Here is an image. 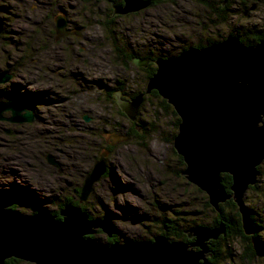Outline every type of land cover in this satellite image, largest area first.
<instances>
[{"label": "rangeland", "instance_id": "374dc122", "mask_svg": "<svg viewBox=\"0 0 264 264\" xmlns=\"http://www.w3.org/2000/svg\"><path fill=\"white\" fill-rule=\"evenodd\" d=\"M218 1L207 0L209 8L198 0L166 2L109 25L111 6L103 0H0L6 32L0 36V70L12 76L9 84L0 86L3 99H28L25 105L35 117L31 124H0V191L35 200L42 210L55 214L58 205L76 197L74 190L81 189L102 155L109 174L79 207L94 218L110 215L119 242L149 241L159 233L155 221L164 213L176 217L178 211L186 214L188 224H208L214 214L205 206L207 195L180 175L185 167L170 142L175 118L160 108L159 99L144 102L139 136L112 151L106 143L113 134L126 135L130 123L119 113L116 94L131 98L145 88V73L135 65L124 68L113 42L131 45L144 55L156 45L167 51L204 44L205 36L220 40L243 28L264 29V1L254 6L248 2L245 9L240 0L228 11L229 19L213 27L211 19L217 15L211 7ZM61 14L82 28L81 37L56 40L54 19ZM176 36L183 40L175 41ZM47 155L63 164V173L49 166ZM258 178V190H248L243 201L263 227L264 237V175ZM44 198L55 202L47 204ZM15 209L34 214L25 206ZM96 234L106 242V234ZM231 243L239 256L243 244L239 238ZM226 264L246 263L239 256ZM252 264H264V259Z\"/></svg>", "mask_w": 264, "mask_h": 264}, {"label": "water", "instance_id": "95a60500", "mask_svg": "<svg viewBox=\"0 0 264 264\" xmlns=\"http://www.w3.org/2000/svg\"><path fill=\"white\" fill-rule=\"evenodd\" d=\"M228 1L223 0L222 6ZM150 6V0H123L122 5L113 3L112 9L114 16H125ZM54 22L56 40L71 35L63 16ZM3 31L0 17V36ZM74 35L81 37V30ZM136 63L147 67L150 60ZM154 64L157 69L145 92L128 101L118 100L120 110L135 122L145 97L157 92L180 119L173 140L174 151L185 165L180 175L207 195L217 213L221 204L233 200L244 234L252 236L254 224L243 199L257 184L258 167L264 162V42L246 46L237 36L229 35L204 48L191 47L176 56L158 58ZM11 79L8 72L0 70V85ZM0 121L21 125L33 123L35 117L21 102L0 100ZM111 137L110 146L130 138ZM46 160L61 168L53 155H47ZM107 172L101 155L81 188L80 204ZM223 174L232 177L230 193L222 186ZM17 206H22L20 197L0 191V264L9 259L30 264H210V242L226 234L222 225L195 226L186 231L190 243L169 241L164 236L104 243L92 236L98 231L107 239L119 234L110 215L91 219L82 208L66 204L58 219L41 208L23 215L14 210Z\"/></svg>", "mask_w": 264, "mask_h": 264}, {"label": "trees", "instance_id": "16d2710c", "mask_svg": "<svg viewBox=\"0 0 264 264\" xmlns=\"http://www.w3.org/2000/svg\"><path fill=\"white\" fill-rule=\"evenodd\" d=\"M106 1L108 2L110 6L112 2L119 4L116 0H106ZM240 1L245 9H249L247 5L248 2L252 1V4L254 6V5H258L260 2L264 0H240ZM166 2L167 1H164V0H152V6L156 7ZM169 2L172 3V0ZM198 2L200 4L203 3L202 5L207 6L208 8L210 6V3H208L207 0H198ZM222 2L223 0H219L218 1L219 5L217 7H214V8L211 7V9H213L214 14L217 15V17L215 16L216 21L215 19L214 20L211 19L212 20L211 25L213 27H216L218 24H221L222 21H226L227 19H229V16L227 15L228 11L232 8L236 0H229L228 3L224 7L222 6ZM211 5H214V3H211ZM110 11L113 14L112 7ZM116 19L118 18L117 17L109 18L106 24L111 25ZM4 33L6 32L4 31ZM233 35L237 36L240 39L241 43L245 44L246 46H254L258 44L259 42H264V29L254 28V29L246 30L243 28V30L241 29V31H238ZM219 37L221 36L219 35ZM223 39L225 38H222L221 40L209 38L207 39L209 40L207 45H202L203 44L202 43L201 45H198L197 48H202L205 46H209L213 43L221 42ZM113 49H114L113 50L114 53H116V55L123 62L124 68L126 69L129 68L130 64L133 63L134 54L132 53V51L130 52V50H128L129 48L126 47L124 44L123 46H120L118 42H113ZM158 49H159V52L162 54L160 56H164L166 54H167L166 56L168 57L172 56V53L162 48H158ZM184 50L186 49L183 48L182 51ZM155 72H156L155 67L149 69V71L147 72L145 83L150 79L151 76L154 75ZM3 95L4 93L0 92V100H4ZM151 98H154L157 100L159 99L160 108L165 112L171 113L173 117L175 118L172 124V139L171 140L169 139L170 142L173 143V139L178 132V126L180 123V119L176 115L173 108L165 100H163L158 95L157 92H152L150 95V99ZM111 99H112V103H114L115 102L114 98H111ZM22 102L26 105H29L28 99H22ZM119 113L120 115L124 116L120 110H119ZM135 136L136 137L139 136L138 132L133 133V137ZM108 150L112 151L113 148L110 147L108 148ZM178 159L180 160L182 166L185 167L182 158L178 156ZM258 170H259V176H263L264 175V162L262 163V165L258 167ZM108 174L109 173L107 172L106 175ZM221 180H222L223 188L226 189L228 193H230V188L232 186V177L228 174H223L221 176ZM259 181H260V178H258L257 182L259 183ZM256 190H258L257 184L254 187L249 188V191L251 192H255ZM205 199H206V204H205L206 208L214 214L213 219L209 221L208 224H198L197 222L195 223L194 221L188 224V220L183 218V216L186 214L178 213V211L174 212L176 217H168V215L166 216V213H164V215H160L155 221V224L158 227L159 233L156 234L154 237L164 236L169 241L190 243L192 242V240L188 239V235L186 231L192 228L191 225H193L194 227L198 226V227H208V228H215V227H219L222 225L226 228V234L224 236H221L217 241L210 242V251H211L210 264L234 263L236 261V258L239 256L241 258V261L246 264H252L255 260L264 259V237L261 234L263 231V227L258 225V222L255 220L253 210L250 209L249 212L251 215V220H253L252 221L253 224L255 223L254 224L255 233L252 236H246L242 230L241 217L239 214L238 207L232 200L227 201L226 203L220 205V213H217L210 206L207 196L205 197ZM66 204H73L74 206H77V207L80 206V203L78 200H71V199L65 200L62 207H64V205ZM82 210L87 212V210L84 207L82 208ZM59 212L53 214V215H56L58 219H60ZM90 218L95 219L92 216H90ZM181 222H184L187 225L186 226L184 225L185 226L184 227L181 225ZM154 237L147 239V240L150 241ZM92 238L94 239L95 236H92ZM238 238H239V241L243 244V248L241 250V253H239V256L237 252L236 253L234 252L235 250L233 249L232 247L233 244L231 243L234 239H238ZM107 240H106L107 243H113V242L118 241L116 236H114L112 239H107ZM134 240L140 241L144 239L137 238ZM22 263H23L22 261H19L16 259H9L5 262V264H22Z\"/></svg>", "mask_w": 264, "mask_h": 264}, {"label": "flooded vegetation", "instance_id": "af4514ba", "mask_svg": "<svg viewBox=\"0 0 264 264\" xmlns=\"http://www.w3.org/2000/svg\"><path fill=\"white\" fill-rule=\"evenodd\" d=\"M103 1H105L106 3H108L106 0H103ZM119 4H116L115 2H112L111 3V7H112V4L114 3L115 5H122L123 4V0H116ZM151 1V7H153L152 6V0H150ZM169 1H171V0H169ZM169 1H167V2H169ZM174 1H176V0H172V2H174ZM57 2L59 3V0H57ZM52 3V2H51ZM170 3V2H169ZM141 13V12H140ZM140 13H137V14H129V15H125V16H114L113 14H112V16L110 17V18H119V19H121V18H129V17H132V16H137L138 14H140ZM58 16H60V15H58ZM61 16H63L64 18H65V20H66V22H67V31L71 34L70 36H67V37H64V38H72V37H76V38H79V37H77L76 35H74L75 33H76V31H78V30H81V32H82V28H78V27H76L75 25H74V22L68 17V16H66L65 14H61ZM54 21H55V19H54ZM54 25H55V22H54ZM3 33H4V31H3ZM2 33V34H3ZM55 34H56V31H55ZM181 35H183V34H181ZM185 35V34H184ZM182 36V37H186V36ZM231 35H233V34H231ZM56 36H57V34H56ZM182 37H178V36H176V37H174V40L175 41H177V42H180L181 40H183L182 39ZM173 38V37H172ZM57 39V38H56ZM61 39H63V38H61ZM61 39H59V40H61ZM218 40V39H217ZM221 40V39H220ZM224 40V39H223ZM222 40V41H223ZM204 41H205V43L204 44H202V45H207V43H208V41L209 40H207V38H206V36L204 37ZM130 45V44H129ZM199 45H201V44H199ZM126 46V45H125ZM157 47L155 48V46H154V48L152 49V51H149V52H147L146 54H144V55H140V54H138L137 52H135V50H133V46H128V50H130V52L132 51V53L134 54V56H133V63L132 64H130V66L131 65H135V66H137V68L138 69H140L141 71H143L144 73H145V81H146V77H147V72L149 71V69L150 68H156V65L154 64V61L156 60V59H158V58H161V57H168V56H166V55H164V56H160V55H162L160 52H159V49H158V45H156ZM197 46L198 45H185V46H181V47H176V48H173L172 49V47H170L169 48V50H167L168 52H170V53H172V50H174L177 54H175V55H173V56H176V55H178L180 52H182V49L183 48H185V49H188V48H191V47H196L197 48ZM127 47V46H126ZM206 47V46H205ZM202 48H204V47H202ZM173 54V53H172ZM146 60H150V63H148V65H147V67H140V66H138L137 65V63L136 62H138V61H146ZM157 69V68H156ZM6 72H8L7 70H6ZM148 82V81H147ZM147 82L145 83L144 82V84H145V88H143V90L141 91V92H137V93H135L131 98H129V97H125V96H123V95H121V94H119V93H117L116 94V101H118V100H124V101H128V100H130V99H132V98H134L135 96H137V95H139V94H141V93H143V92H145V89H146V85H147ZM7 84H9V83H6V84H1L0 86H4V85H7ZM0 92L2 93L3 92V89H1L0 88ZM151 95V94H150ZM150 95H148V96H146L145 97V100H144V102L150 97ZM21 101H19V102H21V103H23L22 102V99H20ZM10 101H12V100H10ZM24 104V103H23ZM143 106V105H142ZM118 108H119V106H118ZM141 109H142V107H141ZM140 109V110H141ZM119 110H120V108H119ZM121 111V110H120ZM121 113L124 115V117L125 118H127V116L121 111ZM139 114H140V111H139V113H138V115H137V118H136V120H135V122H130L129 123V127H128V132H127V136H129V137H133V133L134 132H137V131H139L141 128H140V126L137 124L138 123V116H139ZM90 119V118H89ZM128 119V118H127ZM129 120V119H128ZM90 121H91V119H90ZM89 121V122H90ZM87 122V121H86ZM2 123H4L3 121H0V124H2ZM34 123V122H33ZM29 124H31V123H29ZM122 135V134H121ZM124 135V134H123ZM106 145H107V149L108 148H113V147H115V146H110L109 144H107L106 143ZM117 146V145H116ZM57 159V158H56ZM58 160V159H57ZM58 162L60 163V165H61V168L60 169H57L58 170V173H63V164L58 160ZM50 166V165H49ZM50 167H52V166H50ZM52 168H54V167H52ZM29 179H30V177H28V178H26L25 180H27V181H29ZM98 183V182H97ZM96 183V184H97ZM16 188V187H15ZM82 188V187H81ZM75 191V193H76V197H73L71 200H77L76 198H79L80 197V192H81V189L79 190V188H77V189H75L74 190ZM19 196V195H18ZM90 196H91V194L89 195V197L87 198V200L86 201H84L83 203H82V205L84 206L87 202H88V200H89V198H90ZM20 197V199H22V206H25L26 208H30L31 210H32V212L35 210V209H38V208H40V207H42L37 201H35V200H29V199H27V198H22L21 196H19ZM52 197V196H51ZM45 199V202L47 203V204H50V203H52V202H55L54 201V199H52V198H44ZM66 200H68V199H66ZM63 204H61V205H58L57 206V212H59L63 207ZM65 206V205H64ZM62 207V208H61ZM14 208H16V207H14ZM86 209V208H85ZM55 212V211H54ZM87 213L89 214V212L87 211Z\"/></svg>", "mask_w": 264, "mask_h": 264}, {"label": "bare ground", "instance_id": "6f19581e", "mask_svg": "<svg viewBox=\"0 0 264 264\" xmlns=\"http://www.w3.org/2000/svg\"><path fill=\"white\" fill-rule=\"evenodd\" d=\"M200 33H201V32H200ZM244 45H245V44H244ZM89 215H90V214H89ZM252 221H253V220H252ZM254 224H255V223H254ZM96 235H97V234H96ZM96 235H95V236H96ZM107 241H108V240H107ZM140 241H141V240H140Z\"/></svg>", "mask_w": 264, "mask_h": 264}]
</instances>
